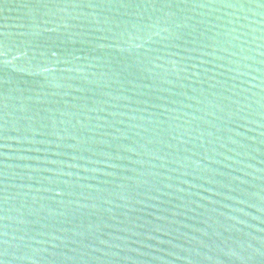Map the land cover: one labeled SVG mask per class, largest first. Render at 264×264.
<instances>
[{
	"label": "water",
	"instance_id": "95a60500",
	"mask_svg": "<svg viewBox=\"0 0 264 264\" xmlns=\"http://www.w3.org/2000/svg\"><path fill=\"white\" fill-rule=\"evenodd\" d=\"M0 264H264V0H0Z\"/></svg>",
	"mask_w": 264,
	"mask_h": 264
},
{
	"label": "snow or ice",
	"instance_id": "6c2138e0",
	"mask_svg": "<svg viewBox=\"0 0 264 264\" xmlns=\"http://www.w3.org/2000/svg\"><path fill=\"white\" fill-rule=\"evenodd\" d=\"M52 55H55V53L53 52Z\"/></svg>",
	"mask_w": 264,
	"mask_h": 264
}]
</instances>
